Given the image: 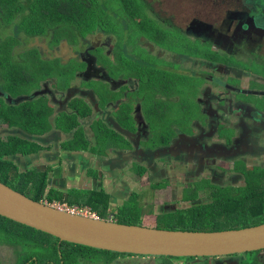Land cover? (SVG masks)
<instances>
[{"label":"flooded vegetation","instance_id":"1","mask_svg":"<svg viewBox=\"0 0 264 264\" xmlns=\"http://www.w3.org/2000/svg\"><path fill=\"white\" fill-rule=\"evenodd\" d=\"M108 1H101L97 38L76 56L49 58L62 60L65 72L39 82L30 96L0 91L7 104L51 105L48 132L11 134L37 147L19 154L35 165L19 174L30 187L46 178L48 193L67 201L108 194L107 220L115 222L137 197L152 205L142 210L143 224L162 218L223 226L218 231L253 227H243L253 216L231 205L264 192V0H129L124 8ZM6 129L0 126L4 142ZM250 176L260 182L249 183ZM46 239L0 231V264H247L250 256L264 264V250L178 258Z\"/></svg>","mask_w":264,"mask_h":264},{"label":"trees","instance_id":"2","mask_svg":"<svg viewBox=\"0 0 264 264\" xmlns=\"http://www.w3.org/2000/svg\"><path fill=\"white\" fill-rule=\"evenodd\" d=\"M101 1L0 0V91L8 92L13 97L30 96L35 88L39 86V82L49 81L57 71V73L65 72L60 70L62 60L54 59V61H50V57H47L40 48L22 51L21 47L25 42L41 38L42 40H47L53 51L59 50L66 44L81 48L83 44L91 42L100 32L102 24ZM123 1L128 3L129 0H109L108 5H110V2H114L115 7L124 8L126 6ZM3 82H7V84L9 82L10 86L8 84V88H4L2 86ZM50 112V105L44 99L14 105L0 101V126L4 123L9 124L10 127L25 128L32 134L45 133L51 129L47 120ZM39 121L41 122L40 125L38 124ZM36 152V145L33 146L29 142L23 143L11 137L5 143L1 139L0 181L36 201L47 199L51 203L55 201L68 202L71 207L76 205L91 207L93 211L99 213L101 218L109 219L112 210L110 209V196L108 194L94 193L88 197L67 201L63 194L59 196L54 191L48 193L46 178L42 183L29 180L34 183L30 187V183L25 182L26 178L19 174V169L14 162L6 159V157H13L19 154L29 155ZM260 179V176H250L248 182L251 184L259 183ZM137 199L135 197L128 206L119 211L118 219L120 223L133 224V220L138 218L142 220V209L139 202L136 201ZM250 203L251 205L248 207ZM231 206L233 210L241 209L253 216L254 222L245 224L243 227L264 223V192L257 193L253 199L234 202ZM149 220V222L137 225L161 229V227L151 224V218ZM7 221L13 222L22 228H14ZM141 223H143V220ZM209 225L205 221H194L189 227L182 224L180 229L218 231L223 228V226L216 227V224ZM177 228L179 227L172 226L169 229L177 230ZM28 230L58 239L0 216V231L24 233L28 232ZM27 240L30 242L32 238ZM65 243L71 244L69 242ZM42 245L40 247H43ZM78 246L87 251L95 250V248L84 245Z\"/></svg>","mask_w":264,"mask_h":264},{"label":"water","instance_id":"3","mask_svg":"<svg viewBox=\"0 0 264 264\" xmlns=\"http://www.w3.org/2000/svg\"><path fill=\"white\" fill-rule=\"evenodd\" d=\"M18 129H6L2 134H18ZM28 136L29 139L46 140L31 134ZM0 216L63 242L119 253L178 258H235L234 255L264 250V223L213 232L124 224L76 214L36 201L1 181Z\"/></svg>","mask_w":264,"mask_h":264},{"label":"rangeland","instance_id":"4","mask_svg":"<svg viewBox=\"0 0 264 264\" xmlns=\"http://www.w3.org/2000/svg\"><path fill=\"white\" fill-rule=\"evenodd\" d=\"M110 5L112 7H115V3L114 2H110ZM97 36L95 38H97ZM21 48H22V51H27V50H30L32 48H40L43 51V53L46 54L47 57H51V58H57L58 56H61V57H64V58H70V57H72L74 55L76 56L78 54V52H79V47H75V46L69 45V44L64 45L60 49L61 53H59L58 51H53L52 48H51V46L48 44L47 40H45V39L42 40L41 38H36L34 40L25 42ZM47 64L50 65L49 63H47ZM70 72H72V71H69L68 73H70ZM8 84H9V82H8ZM8 84H7V82H3L2 86L4 88H8ZM9 86H10V84H9ZM39 86H41V85H39ZM95 86L97 87L96 84H95ZM27 100H29V99H27ZM30 101H35V100H29L28 102H30ZM38 124H41V122L39 121ZM22 177H24V176H22ZM136 201L139 202L140 207H141L142 210H144V211H150L152 209V205L150 203L147 204V205L144 204L142 206L141 205V202L138 199ZM159 203H161V202H159ZM146 213H150V212H146ZM139 217H140V215H139ZM141 218H143V217H141ZM157 220H159V221L158 222L157 221H154L151 224H155V225L161 227V229H169L172 226H175V227H179L180 228L181 225L184 223V222H180V221L169 222V221H167L165 219H162V218H159ZM132 222H133V224H143V223H141L142 220H140V218H138L136 220H133ZM7 223L10 226L14 227V228H17V229L22 228V227L18 226L17 224L13 223V222L7 221ZM191 223H192V221H186L185 222V226L186 227H189ZM209 224H210L209 226L214 225V223H209ZM24 233L25 234H28V233H38V232L28 230V232H24ZM38 234H41V233H38ZM41 235H43V234H41ZM43 237L44 238L46 237L47 238L46 241L48 243H51L52 244L51 239H54L53 237H49V236H46V235H43ZM38 238L39 237H34V240H31L28 244H33L34 241H36ZM49 238H51V239H49ZM21 240L22 241H25L24 239H21ZM51 244H48V245H51ZM250 257H248V258L246 257L247 258L246 259L247 264L254 263L255 262Z\"/></svg>","mask_w":264,"mask_h":264},{"label":"crops","instance_id":"5","mask_svg":"<svg viewBox=\"0 0 264 264\" xmlns=\"http://www.w3.org/2000/svg\"><path fill=\"white\" fill-rule=\"evenodd\" d=\"M58 51V50H57ZM21 102V101H20ZM48 102V101H47ZM11 104H18V103H11ZM50 105V104H49ZM50 107H51V105H50ZM1 125H5V126H8V127H10L9 126V124H1ZM40 125V124H39ZM12 128H19V127H10V129H12ZM39 129H40V127H38ZM30 133V132H29ZM46 133V132H45ZM45 133H36V134H45ZM32 134V133H31ZM8 135V141L10 140V138L12 137V135L11 134H7ZM35 135V134H34ZM45 137H48V136H45ZM7 141V142H8ZM7 142H5V143H7ZM70 158L71 157H68V159H67V161L68 160H70ZM72 159V161H73V158H71ZM9 160L10 161H12V162H14V164L18 167V168H23V169H28V168H35L34 166V158L33 157H30V158H23L22 156L20 157V155H16V156H13V157H9ZM49 160V159H48ZM125 180V179H124ZM122 181L123 180H121V183H122ZM88 182H91V178H89L88 179ZM127 185H130V188H131V190H132V188H133V183L131 182V180L129 179L128 180V183H127ZM121 186V185H120ZM120 186L119 187H117L116 189H113L115 192H117L118 190H119V188H120ZM111 194V193H110ZM115 197V196H114ZM76 207H78V206H76ZM84 209H88V210H90V211H92L93 213H97L98 215H99V213L98 212H95V211H93V210H91L90 208H88V207H86V208H84Z\"/></svg>","mask_w":264,"mask_h":264},{"label":"built area","instance_id":"6","mask_svg":"<svg viewBox=\"0 0 264 264\" xmlns=\"http://www.w3.org/2000/svg\"><path fill=\"white\" fill-rule=\"evenodd\" d=\"M64 208V207H62ZM64 209H67L73 213H76V214H83V215H87V216H93L95 218H99L100 217L98 216L97 213H92V211L88 210V209H79V208H64Z\"/></svg>","mask_w":264,"mask_h":264}]
</instances>
